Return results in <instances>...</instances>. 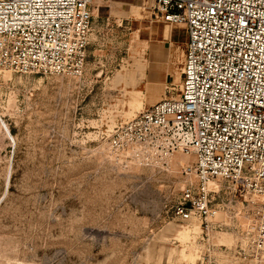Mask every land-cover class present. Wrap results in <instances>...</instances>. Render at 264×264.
<instances>
[{
	"label": "rangeland",
	"instance_id": "obj_1",
	"mask_svg": "<svg viewBox=\"0 0 264 264\" xmlns=\"http://www.w3.org/2000/svg\"><path fill=\"white\" fill-rule=\"evenodd\" d=\"M185 40L153 0H93L81 76L0 72V264H200L199 224L172 214L195 182L181 170L189 159L143 166L108 145L116 126L176 97ZM209 187L224 224L213 264H243L224 250L253 206Z\"/></svg>",
	"mask_w": 264,
	"mask_h": 264
},
{
	"label": "built area",
	"instance_id": "obj_2",
	"mask_svg": "<svg viewBox=\"0 0 264 264\" xmlns=\"http://www.w3.org/2000/svg\"><path fill=\"white\" fill-rule=\"evenodd\" d=\"M92 1L0 0V72L81 76ZM153 11L186 34L177 95L116 126L109 148L149 167L189 159L181 170L195 182L172 214L199 224L200 264L215 263L211 237L224 226L220 190L210 184L249 197L251 220L224 251L264 264V0H153Z\"/></svg>",
	"mask_w": 264,
	"mask_h": 264
},
{
	"label": "bare ground",
	"instance_id": "obj_3",
	"mask_svg": "<svg viewBox=\"0 0 264 264\" xmlns=\"http://www.w3.org/2000/svg\"><path fill=\"white\" fill-rule=\"evenodd\" d=\"M182 61H183V53H182ZM159 101L160 100H162V98H160V99H158ZM158 102V101H157ZM181 157H183V156H181ZM184 158H186L187 159V161H188V158L187 157H184ZM210 186L211 187H215L216 186V184L215 183H212V184H210ZM199 227V226H198ZM179 234L181 235V237H182V239H186L187 238V233L185 232V233H183V232H179Z\"/></svg>",
	"mask_w": 264,
	"mask_h": 264
},
{
	"label": "crops",
	"instance_id": "obj_4",
	"mask_svg": "<svg viewBox=\"0 0 264 264\" xmlns=\"http://www.w3.org/2000/svg\"><path fill=\"white\" fill-rule=\"evenodd\" d=\"M168 35V34H167ZM169 37H171V35L169 34Z\"/></svg>",
	"mask_w": 264,
	"mask_h": 264
}]
</instances>
